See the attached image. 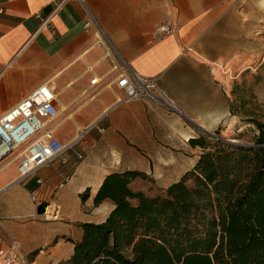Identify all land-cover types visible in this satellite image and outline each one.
<instances>
[{"label": "crops", "instance_id": "crops-1", "mask_svg": "<svg viewBox=\"0 0 264 264\" xmlns=\"http://www.w3.org/2000/svg\"><path fill=\"white\" fill-rule=\"evenodd\" d=\"M54 3L0 0V116L47 83L62 118L54 130L61 144L97 122L19 182L17 161L0 168V237L16 239L32 264H71L81 225L105 221L115 207L94 204L106 176L135 171L129 188L148 196L134 183L159 180L163 193L193 168L202 148L191 139L227 129V80L217 65L235 66L264 31V0H69L53 13ZM89 14L135 71L158 77L172 109L142 100L114 105L124 92L112 84L89 94L90 79L111 68L96 26L84 27ZM161 25L171 31L162 36ZM50 201L60 206L57 220L42 217Z\"/></svg>", "mask_w": 264, "mask_h": 264}, {"label": "trees", "instance_id": "trees-1", "mask_svg": "<svg viewBox=\"0 0 264 264\" xmlns=\"http://www.w3.org/2000/svg\"><path fill=\"white\" fill-rule=\"evenodd\" d=\"M255 124L250 147L219 141L209 152L205 136L191 139L199 159L155 197L129 188L135 171L106 176L94 204L115 207L81 225L71 264H264V124Z\"/></svg>", "mask_w": 264, "mask_h": 264}, {"label": "built area", "instance_id": "built-area-1", "mask_svg": "<svg viewBox=\"0 0 264 264\" xmlns=\"http://www.w3.org/2000/svg\"><path fill=\"white\" fill-rule=\"evenodd\" d=\"M67 1L69 0H55L52 12L54 13ZM79 1L83 2V0ZM89 18L84 27L88 28L92 23L96 26L97 43L103 46L105 56L111 61V68L105 75L93 76L90 79L89 94L93 95L100 88L112 84L124 92L123 97L115 99L114 105L128 100H142L172 109L173 106L158 85V77L143 76L135 71L122 58L91 14ZM47 21V19L43 20L40 27ZM157 31L164 36L171 29L161 25ZM55 100L54 90L47 83H43L0 116V160L12 157L11 161H17V177L13 183L48 165L66 149L83 140L97 125V122H94L89 126L77 128L74 137L67 144H61L54 135V130L62 119L54 106ZM99 130L103 131V128ZM67 180L68 178L65 177L56 188L62 187ZM31 200L36 203L37 196L32 194ZM41 214L44 220H57L60 218V206L55 201L47 202ZM0 264H32V262L29 254L22 249L16 239L10 238L8 243H4L0 237Z\"/></svg>", "mask_w": 264, "mask_h": 264}, {"label": "rangeland", "instance_id": "rangeland-1", "mask_svg": "<svg viewBox=\"0 0 264 264\" xmlns=\"http://www.w3.org/2000/svg\"><path fill=\"white\" fill-rule=\"evenodd\" d=\"M237 62L232 68L217 65L226 74L224 77L229 94V116L227 129L222 132H204V145L209 152L220 149V138L222 144L253 146L259 135L255 121L264 124V31L259 35V45L255 41L249 44L248 51ZM88 111L89 107L84 108L79 113L80 117L85 116ZM11 160L12 157L0 160V168H13L16 160ZM186 183L193 185L191 179ZM134 184L144 190L148 197H155L161 181L144 179Z\"/></svg>", "mask_w": 264, "mask_h": 264}]
</instances>
